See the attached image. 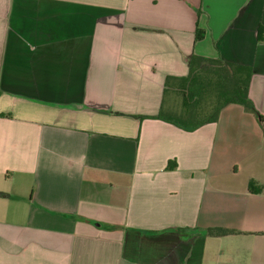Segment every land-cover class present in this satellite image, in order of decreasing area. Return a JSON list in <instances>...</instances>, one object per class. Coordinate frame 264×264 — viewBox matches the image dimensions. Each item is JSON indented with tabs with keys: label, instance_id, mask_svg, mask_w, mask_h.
I'll use <instances>...</instances> for the list:
<instances>
[{
	"label": "crops",
	"instance_id": "1",
	"mask_svg": "<svg viewBox=\"0 0 264 264\" xmlns=\"http://www.w3.org/2000/svg\"><path fill=\"white\" fill-rule=\"evenodd\" d=\"M191 54L261 119L150 117ZM0 264H264V0H0Z\"/></svg>",
	"mask_w": 264,
	"mask_h": 264
},
{
	"label": "trees",
	"instance_id": "2",
	"mask_svg": "<svg viewBox=\"0 0 264 264\" xmlns=\"http://www.w3.org/2000/svg\"><path fill=\"white\" fill-rule=\"evenodd\" d=\"M197 12L199 14V10ZM204 33V29L196 24L194 41L201 40ZM188 66L187 75L165 78L166 86H171L181 93L182 108L177 113L171 108L160 109L156 115L150 117L163 119L185 130H193L205 123L215 121L219 111L233 103L254 112L261 119L248 95L252 74L250 66L196 54L188 57ZM206 99H212L211 108L207 112L201 105ZM230 232L223 228L208 229V234L215 236Z\"/></svg>",
	"mask_w": 264,
	"mask_h": 264
},
{
	"label": "rangeland",
	"instance_id": "3",
	"mask_svg": "<svg viewBox=\"0 0 264 264\" xmlns=\"http://www.w3.org/2000/svg\"><path fill=\"white\" fill-rule=\"evenodd\" d=\"M171 97V102L169 105H171V110L175 113L179 112V110L182 108L181 106V93L180 92H173V93H167L166 94V101H168V98ZM212 99H206L205 101H203L201 103V105L203 106V109L205 110V112H207L208 110H210V104L212 103L211 101ZM207 104V106H206ZM209 106V107H208Z\"/></svg>",
	"mask_w": 264,
	"mask_h": 264
}]
</instances>
